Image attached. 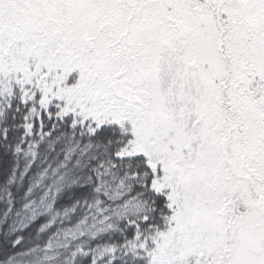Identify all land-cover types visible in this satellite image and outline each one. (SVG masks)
<instances>
[{
    "label": "snow or ice",
    "instance_id": "obj_1",
    "mask_svg": "<svg viewBox=\"0 0 264 264\" xmlns=\"http://www.w3.org/2000/svg\"><path fill=\"white\" fill-rule=\"evenodd\" d=\"M0 264H264V0H0Z\"/></svg>",
    "mask_w": 264,
    "mask_h": 264
}]
</instances>
